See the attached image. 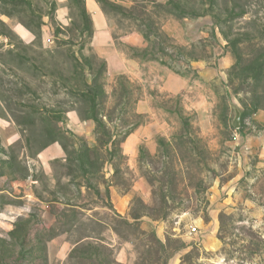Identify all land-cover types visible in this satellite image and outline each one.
<instances>
[{
	"label": "rangeland",
	"instance_id": "374dc122",
	"mask_svg": "<svg viewBox=\"0 0 264 264\" xmlns=\"http://www.w3.org/2000/svg\"><path fill=\"white\" fill-rule=\"evenodd\" d=\"M94 1L0 0V264H264V0Z\"/></svg>",
	"mask_w": 264,
	"mask_h": 264
},
{
	"label": "crops",
	"instance_id": "0c3cea01",
	"mask_svg": "<svg viewBox=\"0 0 264 264\" xmlns=\"http://www.w3.org/2000/svg\"><path fill=\"white\" fill-rule=\"evenodd\" d=\"M87 1L94 22H97V20L102 21L103 14L100 12L95 1L94 0H87ZM17 31L23 34L22 29L19 28L17 29ZM95 32H97L96 39H98V37L101 38V34H98V32H106V31L102 28V26L96 25ZM62 154H63V149L60 147V145H53L52 147L48 148L47 150L41 153L40 159L43 164L44 163L46 164L51 159L61 158ZM116 209H118L119 212H121V206H116Z\"/></svg>",
	"mask_w": 264,
	"mask_h": 264
},
{
	"label": "water",
	"instance_id": "95a60500",
	"mask_svg": "<svg viewBox=\"0 0 264 264\" xmlns=\"http://www.w3.org/2000/svg\"><path fill=\"white\" fill-rule=\"evenodd\" d=\"M234 127L237 128V129L240 127L239 112H237V116H236V119H235V122H234Z\"/></svg>",
	"mask_w": 264,
	"mask_h": 264
}]
</instances>
